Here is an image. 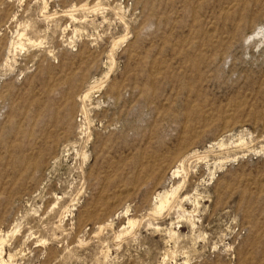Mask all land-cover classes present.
Wrapping results in <instances>:
<instances>
[{
	"label": "rangeland",
	"instance_id": "rangeland-1",
	"mask_svg": "<svg viewBox=\"0 0 264 264\" xmlns=\"http://www.w3.org/2000/svg\"><path fill=\"white\" fill-rule=\"evenodd\" d=\"M0 235L9 264H264V0H0Z\"/></svg>",
	"mask_w": 264,
	"mask_h": 264
},
{
	"label": "bare ground",
	"instance_id": "bare-ground-1",
	"mask_svg": "<svg viewBox=\"0 0 264 264\" xmlns=\"http://www.w3.org/2000/svg\"><path fill=\"white\" fill-rule=\"evenodd\" d=\"M87 7V6H86ZM82 9V8H81ZM17 44V43H16ZM12 48V47H11ZM90 94V93H89ZM91 95V94H90ZM88 98V94L84 97V99ZM192 154V153H191ZM193 156V155H192ZM184 156L180 157V161L181 163L180 166L177 168V171L173 173V177L174 176H178L181 172L185 171V159ZM187 159V158H186ZM178 161V160H177ZM188 161V160H187ZM190 161V160H189ZM179 162V161H178ZM176 163V162H175ZM177 167V166H176ZM181 171V172H180ZM186 174V173H185ZM180 178V177H179ZM184 182V181H183ZM186 184V183H185ZM184 186V185H183ZM180 189V187L172 190L171 192H166L163 194H159L157 197V204L156 206H158L155 210V214H161L165 209H167L170 204H171V199H173L175 197V195L177 194L178 190ZM169 191V190H168ZM180 192V191H179ZM62 199V198H61ZM60 202V201H59ZM198 207V206H197ZM58 208V207H57ZM168 210V209H167ZM51 211V210H50ZM69 215V214H68ZM63 218V217H62ZM131 226L134 225V223H130ZM194 226V225H193ZM16 232V231H15ZM14 235V234H13ZM0 241H1V247H0V262L1 264H9V261H11L13 259V256L9 255V259L8 261L3 259V247H4V240H2V237L0 235ZM11 263V262H10Z\"/></svg>",
	"mask_w": 264,
	"mask_h": 264
}]
</instances>
